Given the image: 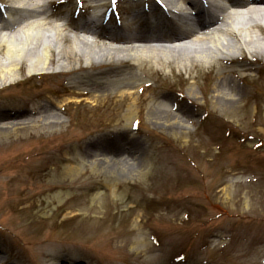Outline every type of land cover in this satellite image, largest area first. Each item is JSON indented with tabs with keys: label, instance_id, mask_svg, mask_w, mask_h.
<instances>
[{
	"label": "rangeland",
	"instance_id": "1",
	"mask_svg": "<svg viewBox=\"0 0 264 264\" xmlns=\"http://www.w3.org/2000/svg\"><path fill=\"white\" fill-rule=\"evenodd\" d=\"M129 1L119 0L122 10L115 6L111 17L143 9V0ZM82 8L78 1L52 7V20L80 23ZM133 72L138 85L178 100L196 93L199 102L189 107L200 115L182 131L131 100L92 111L69 107L56 127L33 122L0 131V264H44L45 253L83 264H264V75L250 85L236 79L244 101L240 116L230 117L218 109V79L208 87L206 69L199 83L197 73L183 80L178 69L164 70L166 83ZM46 85L1 93L0 108L23 110L31 107L23 98L54 96ZM67 166L75 172L53 176Z\"/></svg>",
	"mask_w": 264,
	"mask_h": 264
},
{
	"label": "bare ground",
	"instance_id": "2",
	"mask_svg": "<svg viewBox=\"0 0 264 264\" xmlns=\"http://www.w3.org/2000/svg\"><path fill=\"white\" fill-rule=\"evenodd\" d=\"M74 1L89 5L87 9L96 15L110 0H7L0 5V94L19 87L33 91L46 84L55 92L54 96L36 93L21 99L31 104L23 110L0 108V131H20L33 122L56 127L63 124L69 107L92 111L131 100L146 104L150 119L173 121L182 131L189 129L185 121L200 115L189 107L199 102L198 95L190 92L188 100H178L150 90L138 85L142 79L133 69L165 83V69H178L183 80L186 74L197 73L196 83L206 69L208 87L218 79L213 99L221 114L230 117L240 116L238 105L244 101L243 87L236 79L249 85L262 80L264 0H143V9L124 13L127 22L114 29L100 24L98 16L74 25L65 17L57 23L52 20V7ZM191 9L199 16L196 24L194 17L189 18ZM227 64L236 69L227 73L222 68ZM218 68L224 71L218 74ZM255 70L260 73L256 79L243 75ZM112 88L116 91L109 94ZM17 97L6 96L8 100ZM203 97L209 102L207 95ZM127 118H133L131 110ZM129 165L136 170V159ZM73 172L67 166L53 176ZM43 256L44 264H83L51 253ZM56 259L59 263H54Z\"/></svg>",
	"mask_w": 264,
	"mask_h": 264
}]
</instances>
